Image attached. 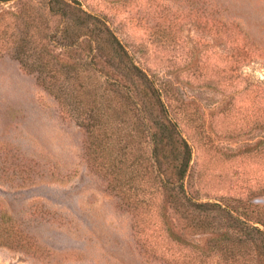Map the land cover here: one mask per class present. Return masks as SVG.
<instances>
[{
    "label": "rangeland",
    "instance_id": "rangeland-1",
    "mask_svg": "<svg viewBox=\"0 0 264 264\" xmlns=\"http://www.w3.org/2000/svg\"><path fill=\"white\" fill-rule=\"evenodd\" d=\"M78 1L110 23L160 87L192 149L187 191L264 213V0ZM45 20L56 19L42 0L0 2V214L16 237L0 241V264H198L167 238L158 206L155 223L136 233L111 177L87 160L84 129L10 55L14 34L34 39ZM49 47L62 63L90 57L84 46L80 58ZM183 236L205 248L214 235Z\"/></svg>",
    "mask_w": 264,
    "mask_h": 264
},
{
    "label": "trees",
    "instance_id": "trees-1",
    "mask_svg": "<svg viewBox=\"0 0 264 264\" xmlns=\"http://www.w3.org/2000/svg\"><path fill=\"white\" fill-rule=\"evenodd\" d=\"M42 1L55 24L51 27L45 20L34 39L26 31L14 34L6 47L84 129L86 158L111 177L108 189L128 206L136 233L155 223L152 209L158 206L167 238L188 247V261L206 264V257L218 254L224 264H264V213H249L229 200H201L187 191L191 146L170 116L160 87L136 63L110 23L78 0ZM25 28L26 23L22 31ZM49 46L78 57V47L84 46L90 57L62 63ZM147 188L152 191L148 197L135 192L146 193ZM156 193L163 195L159 202ZM166 207L181 223V235L173 230ZM9 227L6 215L0 214V241L16 238ZM186 234L214 236L204 248L188 242Z\"/></svg>",
    "mask_w": 264,
    "mask_h": 264
}]
</instances>
